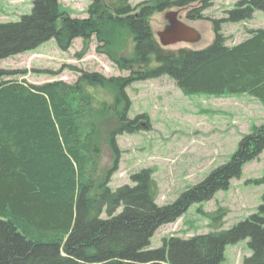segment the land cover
<instances>
[{
	"label": "trees",
	"instance_id": "1",
	"mask_svg": "<svg viewBox=\"0 0 264 264\" xmlns=\"http://www.w3.org/2000/svg\"><path fill=\"white\" fill-rule=\"evenodd\" d=\"M213 1L145 0L131 6L129 0H91L87 17L75 18L60 9L59 0H32L29 14L0 22V62L52 38L61 50L76 38L86 50L95 38L97 51L128 72L105 77L79 70L71 83L34 84L7 79L24 71L0 67V264H223L225 247L242 239H248L251 254L241 264H264V190L257 209L230 228L219 229L218 213L212 217L215 231L169 236L150 247L160 226L227 189L246 162L264 155V123L241 137L227 162L170 204L156 203L149 168L130 174V184L108 185L120 158L117 136L142 129L144 114H127L125 89L133 82L166 76L185 95L245 93L264 105V28L248 29L232 46L221 31L224 22L264 12V0H237L221 19L203 15ZM189 6L187 20L212 23V41L200 50L162 47L150 17ZM121 32L132 48L118 57L110 46ZM100 87L110 90V100L99 95ZM105 142L113 154L107 169L100 167ZM256 181L264 185V173Z\"/></svg>",
	"mask_w": 264,
	"mask_h": 264
},
{
	"label": "rangeland",
	"instance_id": "2",
	"mask_svg": "<svg viewBox=\"0 0 264 264\" xmlns=\"http://www.w3.org/2000/svg\"><path fill=\"white\" fill-rule=\"evenodd\" d=\"M141 1L144 0H129V4L134 6ZM236 1L214 0L203 15L221 19ZM90 2L59 0V5L71 17L86 18ZM31 6L32 0H0V22L18 21L22 15L30 13ZM191 7L170 10L177 11L178 19L199 33V41L181 42L167 48L200 50L212 41L214 32L210 21L187 20L185 14ZM165 13L156 12L149 19L156 39L166 25ZM58 24H61V19ZM257 28H264V12L261 10H256L249 20L221 24L227 46L241 42L246 38L248 29ZM98 45L92 38L84 50L83 40L76 38L66 50H61L52 38L34 50L3 59L0 67L24 71L7 79L26 80L34 84L56 79L71 83L80 75L79 70L98 72L105 77L128 75L106 53L97 51ZM131 48L130 41L122 32L110 46L111 52L118 57L128 55ZM82 51V55L77 56ZM125 90L129 101L128 117L144 114V119L141 130L117 136L120 158L108 185L114 189L130 184V174L149 168L157 185L155 200L158 205L170 204L186 188L197 184L212 169L227 162L241 137L264 123V105L245 93L185 95L166 76L133 82ZM101 94L110 100L111 93L107 87L100 89ZM112 160V151L105 142L101 149L100 167L109 168ZM103 171L106 173V170ZM263 173L264 155L260 154L242 166L240 176L231 179L227 189L219 190L211 200L193 203L177 220L160 226L150 240V247L161 246L162 239L169 236L188 238L213 232L216 229L212 225V217L218 213L221 214L219 229H228L245 219L261 203L264 185L256 180ZM250 254L248 239H242L225 247L223 264H241L242 259Z\"/></svg>",
	"mask_w": 264,
	"mask_h": 264
},
{
	"label": "water",
	"instance_id": "3",
	"mask_svg": "<svg viewBox=\"0 0 264 264\" xmlns=\"http://www.w3.org/2000/svg\"><path fill=\"white\" fill-rule=\"evenodd\" d=\"M166 25L162 31L158 32V42L162 47H169L177 43H195L199 41V33L180 21L177 11H167L165 13Z\"/></svg>",
	"mask_w": 264,
	"mask_h": 264
}]
</instances>
